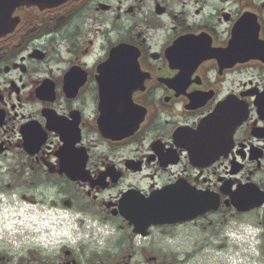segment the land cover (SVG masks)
Segmentation results:
<instances>
[{"label": "flooded vegetation", "instance_id": "obj_1", "mask_svg": "<svg viewBox=\"0 0 264 264\" xmlns=\"http://www.w3.org/2000/svg\"><path fill=\"white\" fill-rule=\"evenodd\" d=\"M12 17L0 264H181L163 247L180 235L192 264H264V0ZM249 237L252 257L234 245Z\"/></svg>", "mask_w": 264, "mask_h": 264}, {"label": "water", "instance_id": "obj_2", "mask_svg": "<svg viewBox=\"0 0 264 264\" xmlns=\"http://www.w3.org/2000/svg\"><path fill=\"white\" fill-rule=\"evenodd\" d=\"M69 0H0V36L10 34L16 25V20L12 18L13 13L21 7L37 6L38 8L62 5ZM164 220L169 222L172 218L171 215L162 216ZM158 220L159 216L153 217Z\"/></svg>", "mask_w": 264, "mask_h": 264}, {"label": "rangeland", "instance_id": "obj_3", "mask_svg": "<svg viewBox=\"0 0 264 264\" xmlns=\"http://www.w3.org/2000/svg\"><path fill=\"white\" fill-rule=\"evenodd\" d=\"M172 236V234H170V237ZM181 237V235H180ZM173 237L172 236V239L167 240L166 238L164 239V244H163V247L164 248H167V251L169 253H172L175 257L176 256H180V263L181 264H192L193 263V260H189V261H186L184 256L187 255L189 256L190 253L192 252L193 248L192 247H189L187 244H184L182 242V237ZM170 250V251H169Z\"/></svg>", "mask_w": 264, "mask_h": 264}]
</instances>
